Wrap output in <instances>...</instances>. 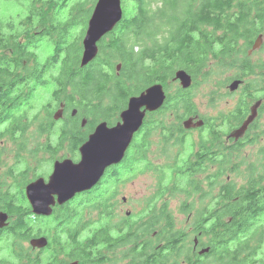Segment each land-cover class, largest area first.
<instances>
[{"label": "trees", "instance_id": "1", "mask_svg": "<svg viewBox=\"0 0 264 264\" xmlns=\"http://www.w3.org/2000/svg\"><path fill=\"white\" fill-rule=\"evenodd\" d=\"M96 1L30 0L25 18L0 27V211L9 217L0 229V248L9 259L0 264H264V147L246 163L243 184L231 175H239L244 143H256L260 127L255 120L239 141L226 140L222 130L245 120L254 93L264 95V62L252 60L264 43L248 55L264 36V0H122V21L82 68L81 39ZM47 47L41 59L35 51ZM178 70L192 77L189 89L174 86ZM237 79L243 84L233 109L200 115L196 97L213 102L215 92L222 95ZM155 83L166 91L165 104L147 113L124 161L107 168L91 190L56 205L51 216H34L25 185L45 177L41 169L61 152L59 159L76 161L97 123L113 124L128 98ZM50 86V102L38 110L36 96ZM60 104L63 116L55 121ZM197 115L204 125L192 149L181 122ZM19 136L25 146L8 153L5 138ZM155 136L171 163L152 164ZM138 175L152 177L154 195L131 221L114 211L116 194ZM173 196L188 218L185 229L170 209ZM40 236L48 238L44 249L24 246ZM201 247L208 252L199 254Z\"/></svg>", "mask_w": 264, "mask_h": 264}, {"label": "water", "instance_id": "2", "mask_svg": "<svg viewBox=\"0 0 264 264\" xmlns=\"http://www.w3.org/2000/svg\"><path fill=\"white\" fill-rule=\"evenodd\" d=\"M123 9L121 0H97L87 21L86 31L82 40V56L80 67L91 63L98 55V43L111 33L122 20ZM264 36L260 34L254 41L248 55L262 47ZM174 81H179L184 90L192 86V77L185 70H178L174 74ZM243 84L241 80H233L228 85L230 93L236 92ZM166 92L162 84L155 83L148 86L138 95L128 98L126 107L119 113V121L112 127L106 122H100L88 135L86 141L78 148V160L63 158L55 160L51 173L45 178L38 177L27 183L24 194L34 216L49 217L53 208L69 202L77 194L94 188L101 181L107 168L119 165L125 159L134 135L140 130L146 114L155 112L164 106ZM261 101L256 102L250 109L241 125L229 134V139L238 141L247 132L249 126L258 115ZM63 105L54 113L53 118H62ZM76 113L73 110L72 115ZM190 117L183 121L185 130L202 128L203 120ZM85 125V120L81 122ZM8 214L0 211V229L8 225ZM33 250H42L48 245L45 236L34 237L28 241ZM197 245V242H196ZM208 252V248L200 250L199 254ZM67 264H78L73 261Z\"/></svg>", "mask_w": 264, "mask_h": 264}, {"label": "rangeland", "instance_id": "3", "mask_svg": "<svg viewBox=\"0 0 264 264\" xmlns=\"http://www.w3.org/2000/svg\"><path fill=\"white\" fill-rule=\"evenodd\" d=\"M29 4H30V0H0V27L3 29L10 22L15 23L17 21V23H19V21H21L23 18H25L27 16ZM94 6H95V4H93V8H94ZM123 8H124V5H123ZM51 10H52L51 8H47L45 10L47 15H49L51 13ZM43 16H46V15H38V17H43ZM83 37H84V35H83ZM83 37L81 39V45H82ZM263 43H264V38H263ZM50 51H51V49L49 47H47V48H44L42 51L39 49L35 52L38 56L41 57V59H44L45 56H47V54L50 53ZM252 60L254 62L259 63V64L264 62V45H263V50L260 53L256 54ZM173 84L175 87H179V83L174 81ZM51 87L52 86L41 89L38 92V94L36 96V107L38 110H41L43 106H45L46 104H48L50 102ZM201 88H203V86H200V89ZM239 89H240V87H239ZM239 89L236 92H233L234 94L232 96L226 95V92H229L228 89L225 90L224 92H222V95H219L218 92H215V94L213 95V97H214L213 102H210L209 97L205 96L203 94L196 97L195 103L198 106L200 115L205 116V117L215 116L216 114L219 113V111H224L227 109H233L237 105V102H238L239 97H240L239 96ZM171 91H172V89L170 88V90H169L170 94H171ZM203 93H207V92L205 91ZM254 95H255V98L253 100H251V101L248 100L249 101L248 115L250 113L251 107L256 102H258L260 100L261 103H260V106L258 108V115L255 119L258 122L260 128L256 134V139H257L256 143H250V145H248V142L244 143V146H245L244 148L246 150V153H245L246 159L243 161V163L245 165L240 167L239 175L231 174L238 184H243L245 182L244 179H245V175H246V163L254 162L253 160L256 161V158L258 156V150H260L262 147H264V109L262 111L259 110L262 103L264 102V95L262 93H259V92L254 93ZM119 115L120 114H117L118 120L116 119L115 122L111 125H108V123L106 121H101V122H106L109 127H112L119 121ZM43 116H45L44 111L42 112L40 117H43ZM196 117H197L196 120H203V122H204V119L201 118L199 115H197ZM146 118H147V116H146ZM171 120H173V119L172 118L168 119V123H170ZM185 120H183V121H185ZM183 121L181 122L182 126H183ZM173 123L177 124L176 120H174L172 122V124ZM240 125L241 124H239L235 128H234V125H231L230 127H227V126L222 127V130L224 132H228L225 136L226 140H229V137H228L229 134L231 132H234L235 129L238 128ZM185 131L190 132L188 142L194 141L192 149H197L198 137H199L198 130L197 129H191V130H185ZM31 138H32V136H31ZM168 138L171 139L170 136ZM242 138H240V139H242ZM170 139H168V140L171 141ZM5 140L7 141L6 148H7L8 153L11 151H13V153H14V151L17 153V149H18L17 146L20 144L25 146L23 138H21L20 136L15 137L13 139L6 137ZM157 140H158V137L155 136L153 138L155 148L152 150V155L149 156V158L152 161V164L154 166L155 165L163 166V165H166L167 163H171V161H168L171 154L168 153V151H166L165 155L163 156L160 153V146L157 145ZM11 141L13 142V144ZM26 142H27V145L29 146V142L27 140V137H26ZM3 147L5 148V143H3ZM189 152L190 151L188 149L185 150V154H189ZM23 154L24 153H21V155H22L21 159L24 160ZM61 155H63V152H61L58 155L56 160H58ZM52 164H53L52 162H48L41 169V173H44V175H46L45 178L51 173ZM20 168H23V164L20 165ZM137 170L139 172V170H140L139 166H138ZM215 171H216V168H213L210 170V173L213 174ZM154 185H155V181L152 179L151 176L142 177L140 175H138L137 178L133 182L124 183L122 187L118 188V191L116 194V197L118 198V200L116 201V206L114 208V211L119 216H123V217L128 216V218L131 221L138 220L139 217H141L143 215L144 210L146 209L147 199L151 198L154 195ZM156 199L154 200L153 205L150 208V210L153 207L158 206L162 200H165L164 198L158 199V200H156ZM178 204H179L178 197L173 196L172 203L170 205V209L173 211L176 219L178 220L179 225L183 226L185 229V227L187 226V222L185 220H187L188 218L186 216H184L183 214H181V212L178 210ZM196 242L198 244V241L196 239H194V246H196ZM0 246H2V243L0 244ZM24 246L29 247V245H27V244H24ZM128 246H130V245H128ZM128 246H126V247H128ZM202 249H204V247H201L198 250L200 251ZM0 250H1L0 251V259L1 258L2 259H9V257L6 255L5 251H3L1 248H0ZM68 263H70V262H68ZM120 264H122V263H120Z\"/></svg>", "mask_w": 264, "mask_h": 264}, {"label": "bare ground", "instance_id": "4", "mask_svg": "<svg viewBox=\"0 0 264 264\" xmlns=\"http://www.w3.org/2000/svg\"><path fill=\"white\" fill-rule=\"evenodd\" d=\"M121 6H122V0H121ZM122 9H123V7H122ZM121 21H122V20H121ZM121 21H120V22H121ZM120 22H119V23H120ZM119 23L115 26V28L119 25ZM115 28H114V29H115ZM114 29H113V31H114ZM113 31H112V32H113ZM112 32H111V33H112ZM111 33H109V34H111ZM109 34H107V35H109ZM107 35H105L103 38H105ZM103 38H102V39H103ZM101 41H102V40H101ZM101 41H100V42H101ZM82 52H83V48H82ZM98 53H99V50H98ZM81 56H82V54H81ZM80 60H81V58H80ZM173 81H174V80H173ZM175 82L179 83V81H175ZM179 86H180V84H179ZM227 89H228V87H227ZM164 90H165V89H164ZM165 92H166V91H165ZM127 101H128V100H127ZM149 113H153V112H149ZM249 114H250V113H249ZM144 121H145V119H144ZM144 121H143V123H144Z\"/></svg>", "mask_w": 264, "mask_h": 264}, {"label": "flooded vegetation", "instance_id": "5", "mask_svg": "<svg viewBox=\"0 0 264 264\" xmlns=\"http://www.w3.org/2000/svg\"><path fill=\"white\" fill-rule=\"evenodd\" d=\"M146 116H147V114H146ZM195 117H196V116H195ZM145 120H146V117H145ZM144 122H145V121H144ZM99 123H100V122H99ZM99 123H97V124H99ZM90 133H91V132H90ZM90 133H89V134H90ZM89 134H88V135H89ZM87 137H88V136H87ZM78 157H79V156H78ZM77 160H78V158H77ZM77 160H76V161H77ZM193 250L196 251L195 247L193 248ZM197 250H198V249H197Z\"/></svg>", "mask_w": 264, "mask_h": 264}]
</instances>
